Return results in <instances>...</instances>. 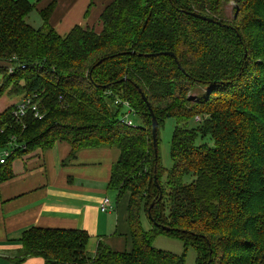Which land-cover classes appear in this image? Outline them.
Instances as JSON below:
<instances>
[{
	"label": "trees",
	"instance_id": "trees-1",
	"mask_svg": "<svg viewBox=\"0 0 264 264\" xmlns=\"http://www.w3.org/2000/svg\"><path fill=\"white\" fill-rule=\"evenodd\" d=\"M58 1L38 10L0 0V97H31L43 113L16 119L20 100L0 113V146L14 137L22 145L0 163V183L16 157L57 141L72 145L70 156L116 146L108 188L126 204L131 247L100 239L91 256L86 229L33 226L14 264H187L189 248L196 264H264V0H113L102 31L77 25L65 35L49 21ZM33 10L39 27L28 21ZM115 99L142 122H123ZM150 108L158 129L168 117L177 123L168 171ZM160 236L184 251L156 246Z\"/></svg>",
	"mask_w": 264,
	"mask_h": 264
},
{
	"label": "crops",
	"instance_id": "crops-1",
	"mask_svg": "<svg viewBox=\"0 0 264 264\" xmlns=\"http://www.w3.org/2000/svg\"><path fill=\"white\" fill-rule=\"evenodd\" d=\"M28 1L37 3L41 10L51 0ZM111 1L59 0L50 14V24L60 35L69 33L77 25L100 32L103 29L101 13ZM3 96L0 100L6 101L0 104V113L21 98L14 94ZM125 111L123 108V114ZM130 114L133 112L129 117ZM72 150L67 140L57 141L49 149L37 148L11 162L13 176L0 183V264H14L12 257L20 247L21 235L33 226L86 229L91 235L87 248L91 256L97 253L100 239L115 250L130 249L126 204L112 200L108 188L119 149L85 147L70 156ZM104 196L111 199V211L100 209ZM157 240L156 246L174 247L171 250L179 253L185 249L183 242L174 237L160 236ZM43 263V257L32 256L21 264Z\"/></svg>",
	"mask_w": 264,
	"mask_h": 264
},
{
	"label": "rangeland",
	"instance_id": "rangeland-1",
	"mask_svg": "<svg viewBox=\"0 0 264 264\" xmlns=\"http://www.w3.org/2000/svg\"><path fill=\"white\" fill-rule=\"evenodd\" d=\"M231 5L232 6L234 5L233 2L231 4H229V6H228L229 7L228 8L229 11L230 10L232 11V9H231L232 6ZM231 14H232V12H231ZM28 21L32 25H34L36 27H39L42 24L41 15H39L36 10H33L31 12V14L29 15ZM8 95L11 96V94H8V92H6V94L3 97H5V96L8 97ZM193 95H195V94H193ZM4 99L5 98H3V100H2V98H1L0 104L5 103L4 101H6V100H4ZM0 110H1V105H0ZM130 115H131L130 118L133 120L135 126L139 125L142 122V119H141L140 115H137L136 113H133V114H130ZM190 123L193 126L197 125V121L195 119H192L190 121ZM176 124H177L176 120L173 117H168L165 120V122L163 123V125L159 127L158 155H159V159L161 161L162 166L166 169L165 171H168L174 164V160L171 157V147H172L171 142H172V139H173V135H174V131H175L174 128H175ZM211 143L213 144L212 141H211ZM110 147H116V146H110ZM110 147H107V148H110ZM166 177H167V174L164 176V180L166 179ZM109 196H110V198L112 200L117 199V191L111 189V192H109ZM160 240H161L160 238L157 240V244H158V242ZM89 245H90V242H89V244H87V248L89 247ZM165 248L169 249V250L174 249V247H172V248L165 247ZM174 251H176V250H174ZM193 255H194L193 249L189 248L187 250V255H186L187 264L188 263L189 264H193L194 263V259L195 258H194Z\"/></svg>",
	"mask_w": 264,
	"mask_h": 264
},
{
	"label": "built area",
	"instance_id": "built-area-1",
	"mask_svg": "<svg viewBox=\"0 0 264 264\" xmlns=\"http://www.w3.org/2000/svg\"><path fill=\"white\" fill-rule=\"evenodd\" d=\"M114 101L116 105H122L123 108L126 109V111L122 115V121L128 125H134L133 120L128 116L129 113H134L130 102L127 100L122 101L120 99H115ZM17 104V107L13 110V115L16 119L21 120V118L24 117L28 112L33 113L35 118L43 117V113L40 109L39 104H37V102L34 101L33 98L24 97ZM15 138L16 137H14V139L10 141L7 146H0V163L6 162L7 158L12 153H14L16 149H18V147L22 146L20 143H18V139ZM99 205L102 211H111L113 209V204L111 203V199L108 196H104L100 201Z\"/></svg>",
	"mask_w": 264,
	"mask_h": 264
},
{
	"label": "water",
	"instance_id": "water-1",
	"mask_svg": "<svg viewBox=\"0 0 264 264\" xmlns=\"http://www.w3.org/2000/svg\"><path fill=\"white\" fill-rule=\"evenodd\" d=\"M193 16L195 15L196 17H198V18H201V19H203V20H206V21H211V22H216L217 24H220V25H224V24H222L220 21H215L212 17H207V16H204V15H200V14H198V13H196V12H194V13H191ZM239 37H240V34H239ZM162 53H164V54H170V55H173V56H175V58H176V55L172 52V51H168V50H166V51H164V52H162ZM180 67V66H179ZM143 95V94H142ZM144 97V96H143ZM144 99H145V97H144ZM150 114L152 115V129H153V144L155 145V153L157 154V152H158V144H157V136H158V121H157V118H156V116L153 114V112H152V110H151V108H150Z\"/></svg>",
	"mask_w": 264,
	"mask_h": 264
}]
</instances>
